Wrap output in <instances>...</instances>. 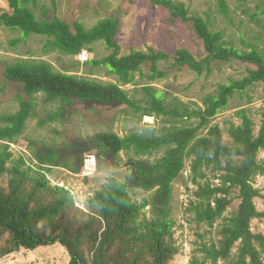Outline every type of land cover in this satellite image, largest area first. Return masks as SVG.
Here are the masks:
<instances>
[{
  "label": "trees",
  "instance_id": "obj_1",
  "mask_svg": "<svg viewBox=\"0 0 264 264\" xmlns=\"http://www.w3.org/2000/svg\"><path fill=\"white\" fill-rule=\"evenodd\" d=\"M8 1L10 11L0 12V24L26 36H46L52 50L78 56L84 50L93 52V45L103 41L110 53L84 64L107 66L119 82L88 78L68 69L56 70L48 60L20 59L6 66L5 77L21 83L27 97L20 98L16 112L0 116V145L4 146L0 151V257L60 243L69 253V264H175L179 245L171 201L175 182L190 167L189 178L196 187L190 190L193 198L186 211L194 212L198 229L215 228L217 235V243L208 246L204 241L206 255L200 264L231 260L234 249L233 264H264V234L255 233L252 228L254 219L264 218V211L256 204L261 189L254 185L256 176L264 173L259 158L264 149V111L257 129L248 109L238 110L236 116L241 123L231 122L229 138L219 124H213L236 95L257 83L264 84V52L255 46L250 50L230 46L222 31H213L201 15L191 16L183 2L151 0L169 9L174 19L191 22L205 44L207 55L203 59L181 48L173 57V66H189L198 74L209 75L214 63L220 61L254 66L240 78L219 83L215 92L203 98V106L191 108L182 103L180 108L152 87H144L148 95L145 99H138L123 87L136 85V74L146 64L151 65V80L164 77L166 72L160 70V62L170 56L153 48L122 54L117 38L120 22L115 17L101 19L87 28L81 21L70 24L58 15L39 18L31 6L37 0ZM52 1L56 4V0ZM220 7L227 15L228 0H220ZM40 95L45 96L46 103L57 105L46 119L40 120L41 125L65 121L71 108L78 104L87 110L96 105L128 106L144 115L195 121L189 125L173 124L160 133L134 131L121 136L110 130L76 137L61 147L37 146L35 168L22 157L13 159L9 148L25 132L29 120L37 116ZM122 151L129 155L126 178L122 181L109 177L91 199L93 211L79 207L69 188L53 185L48 178L47 171L53 166L80 173L86 154H95L101 168L103 160L116 162ZM70 153L76 159L74 166L67 159ZM133 189L154 192L137 202L131 194ZM235 200H239L238 208L228 217L225 214ZM149 205L152 216L147 214ZM95 221L102 223L103 230L86 251L84 241ZM209 233L212 232L207 229L198 235L204 239Z\"/></svg>",
  "mask_w": 264,
  "mask_h": 264
},
{
  "label": "rangeland",
  "instance_id": "obj_2",
  "mask_svg": "<svg viewBox=\"0 0 264 264\" xmlns=\"http://www.w3.org/2000/svg\"><path fill=\"white\" fill-rule=\"evenodd\" d=\"M183 2L189 8L191 16L201 15L210 22L213 31H222L230 46L240 50H250L252 46L264 52V0H253L242 3L239 0H228V14H224L220 7V0H174ZM39 18H52L58 15L70 24L81 21L87 28H92L99 20L113 16L120 22L118 41L122 54L133 50L156 51L167 53L170 58L160 62V70L166 75L162 78L151 80V65L143 66L142 72H137V84H127L123 87L138 99H145L148 95L144 87H152L162 91L166 100L174 106L183 107L182 103L191 108L203 106V98L208 93H213L219 83L229 82L248 73L249 65L239 61L216 62L212 74H198L189 66H173V57L181 48H187L197 59L207 55L205 44L200 39L191 22L174 19L170 10L164 6L155 5L151 0H37L31 5ZM10 11L9 1L0 0V12ZM110 50L103 41L93 45V52L85 50L82 55L74 56L52 50L48 45V37L42 35L26 36L20 31H13L0 24V116L14 113L20 106V98L27 97L23 85L10 81L5 77V69L9 63L20 59L48 60L56 70L68 69L73 73L94 78L105 82H119L116 75L109 72L107 66H94L84 64L92 59H101L108 55ZM80 62V63H79ZM153 92V91H152ZM45 96L38 97L39 107L37 116L31 118L25 132L17 142L11 143L9 151L13 152V159L24 158L28 165L37 168L38 161L34 150L37 146L57 145L79 136L93 135L101 131H115L121 136L131 132L160 133L165 127L176 125H189L195 119H175L169 116L144 115L135 112L128 106L104 107L96 105L87 110L85 105H75L69 111L65 121L48 122L40 124L57 105L46 103ZM246 108L255 119L257 129L262 123L264 111V84L257 83L248 91L242 92L232 100L228 109L222 111L213 120L219 124L226 138L232 121L237 124L241 119L236 116L238 110ZM5 143V142H3ZM3 145H0L3 148ZM129 155L121 152V157L116 162L110 159L103 160L101 168L91 176H83L72 169L63 166H53L47 171L51 184L66 186L75 197L76 204L85 211H93L91 199L95 192L102 188L109 177L118 180L126 178V162ZM260 160L264 164V149L260 152ZM70 163L75 165V157L70 153L67 156ZM190 167L184 175L175 182L173 198L171 201L173 218L177 222L175 237H177L179 252L175 264H200L206 252L203 251L204 241L210 246L217 243L216 229L204 227L197 228L194 212H187L190 200L193 198L191 189L196 187L190 180ZM2 180V178H1ZM0 180V181H1ZM5 180V178H4ZM254 185L261 189V196L256 198V204L264 211V173L256 176ZM154 191L133 189L131 194L137 202L149 197ZM239 200L226 212L231 216L236 211ZM148 216H152L151 206L146 207ZM217 226V224H216ZM253 231L264 234V218L253 220ZM210 230L212 233L203 239L198 232ZM103 230L102 223L95 221L89 228V237L84 241L86 251L91 247L96 235ZM4 245L5 241H1ZM236 249L231 260L220 259L217 264H233ZM69 253L60 244H49L36 248V250H21L0 257V264H69ZM207 264H213L209 261Z\"/></svg>",
  "mask_w": 264,
  "mask_h": 264
},
{
  "label": "built area",
  "instance_id": "obj_3",
  "mask_svg": "<svg viewBox=\"0 0 264 264\" xmlns=\"http://www.w3.org/2000/svg\"><path fill=\"white\" fill-rule=\"evenodd\" d=\"M85 53V50L81 53V55ZM98 162L95 154L89 153L85 156V163L82 170L83 176H91L97 170Z\"/></svg>",
  "mask_w": 264,
  "mask_h": 264
}]
</instances>
